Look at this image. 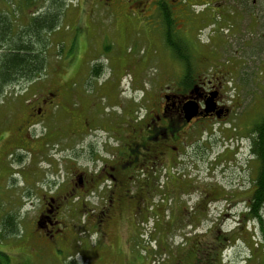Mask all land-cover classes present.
I'll list each match as a JSON object with an SVG mask.
<instances>
[{
    "label": "rangeland",
    "instance_id": "1",
    "mask_svg": "<svg viewBox=\"0 0 264 264\" xmlns=\"http://www.w3.org/2000/svg\"><path fill=\"white\" fill-rule=\"evenodd\" d=\"M132 1L136 0H0V11L12 23L0 55L9 54L18 35L30 31L32 19L48 13L55 23L42 30L35 46L45 51L46 59L35 86L40 92L42 86L61 88L56 101L64 103L60 114L67 120L56 113L57 124L48 126L57 132L59 126L67 130L69 119L78 115L93 130L82 137V144L75 140L64 145L80 147L73 163L63 159L65 148L53 158L52 147L47 160L34 165L26 157L25 165L19 166L12 155L15 165L9 155L5 157L10 144L3 145L0 252L13 264H264V207L261 224L247 212L259 166L250 151V129L264 116V0L254 8L245 0H228V8L224 0H163L162 13L169 11L175 18L174 37L188 48L189 56L185 54L198 72L188 75L204 82L217 76L224 80L228 115L210 123L198 121L180 146L190 148L181 161L166 162L161 172H149L148 178L137 175L129 185L126 214L105 232L98 211L105 205L102 197L73 202L68 197L63 202V231L70 235L69 244L45 247L38 239L32 220L44 206L49 175L72 187L75 170L94 167L89 151L102 152L110 144L111 132L122 130L119 119L139 116L131 106L138 105L142 94L151 98L185 89L180 80L185 75L161 36L162 28L140 17L154 14L156 8L150 4L144 10L142 4L131 6ZM25 85L19 80L5 92L19 94ZM52 159L55 172L50 170ZM12 166L24 174L10 170ZM30 172L35 173L33 179L26 175ZM11 217L16 226L8 224Z\"/></svg>",
    "mask_w": 264,
    "mask_h": 264
},
{
    "label": "flooded vegetation",
    "instance_id": "2",
    "mask_svg": "<svg viewBox=\"0 0 264 264\" xmlns=\"http://www.w3.org/2000/svg\"><path fill=\"white\" fill-rule=\"evenodd\" d=\"M258 3V0H245L244 4L248 8H254ZM134 4L144 5V10L150 4V8H156L154 14L143 13L140 16L142 20L154 22L153 24L161 28L163 17H168L172 26H175V18L172 14L162 13L165 6L163 0H136L132 1L131 6ZM224 4H227L228 8V0H224ZM217 6L220 7V4ZM226 14L228 15V10ZM219 15L223 17L221 13ZM225 20L228 22L227 17ZM194 76L188 77L190 82H187L191 85L186 86L182 91L162 93L161 96L151 98L149 95L142 94L138 105L131 106L137 110L139 116L131 118L123 115L119 119V123L124 125L122 130L111 132L108 137L110 144L104 147L102 152L95 150L96 155L94 150L89 151V156L94 157L95 160L94 167L91 170H75L72 187L66 188L62 185L63 182L59 183L56 177L49 175L50 179L45 183L43 190L46 194H42L46 199H43L44 206L36 211L32 220V225L38 229L37 237L43 246L49 247L53 244L62 248L69 244L70 235L66 232L64 235L63 231L66 228L63 202L68 197H72V202L81 197L94 195L102 197L105 205L100 206L98 211L102 212L100 222L104 224L105 232L113 222L126 214L124 207L128 202L129 185L137 178V175L148 178L149 172L151 174L161 172V167L166 162L181 161V156H185L190 148L186 150V148L181 149L180 146L185 144L187 135L198 125V121L205 120V123H210L226 118L229 109L222 92L224 80L221 81L217 76L214 81L204 82L198 78L194 79ZM40 79L42 78H25L22 81L26 85L20 91L21 93L9 92L0 97V125H6L5 129L0 128V131H3L0 134V149L4 144L9 143L8 148L11 150L5 157L9 155L10 163L15 164L12 158V155H15L19 166L25 165L26 157H28L29 165L39 163L41 160L46 161L52 147L54 158L57 151L61 152V148H65L67 141L79 140L82 144V137H85L89 131H93L88 129L89 125L84 122V118L78 115L69 119L71 129L64 130L59 126L60 132H57L58 130L50 128L48 126L50 123L57 124L56 113L63 112L64 103L61 105V101H56L62 94V90L42 86V92H40V89L35 86ZM12 89L16 88L13 86ZM210 99L214 109L206 113L205 104ZM133 103H136V99H133ZM187 106H194L196 109V115L189 120L184 113ZM2 111L6 114L4 115ZM217 111L221 113L219 116ZM60 119L66 121L67 116L60 114ZM79 119L83 120L82 123ZM55 140L61 145L54 143ZM78 152L80 147L70 144L64 149L62 157L73 163L77 160ZM96 162L100 164L97 165ZM51 163L54 167L50 170L55 172L56 162L52 159ZM11 169L16 168L12 166ZM16 170L23 174L25 172ZM15 175L16 173H13L12 177L16 181ZM26 175L32 179L35 177L34 172L26 173ZM21 180L25 183V179ZM35 189L33 192L36 195ZM130 200L132 201L131 196Z\"/></svg>",
    "mask_w": 264,
    "mask_h": 264
},
{
    "label": "trees",
    "instance_id": "3",
    "mask_svg": "<svg viewBox=\"0 0 264 264\" xmlns=\"http://www.w3.org/2000/svg\"><path fill=\"white\" fill-rule=\"evenodd\" d=\"M169 13L170 12L168 11V14ZM41 16L42 17L35 18L40 19L38 22H35V19H32V24H29L31 29L28 33H24L21 36L18 35L19 37L13 42L12 48H10L11 52L9 54L0 55V97L10 85L15 84L19 80H23L25 78L30 79L37 76L39 77L41 73L45 72L46 59L43 55L45 51L40 52L38 49H35V46L40 43L41 35H43L42 30L49 25H54L55 23L50 19L48 13L41 14ZM44 16L49 18H45ZM163 19L164 20L161 23V32L164 33L166 43L170 47L174 56H176L177 62L182 68V73L185 75L182 84H185L186 87L190 82L188 80V74L191 73V70H194L193 64H190L188 60V48H182L181 43L177 40L179 37L177 35L174 37L173 26L168 17H163ZM47 20L50 21L48 22ZM11 32L12 23L10 22L9 18L0 11V46L7 42ZM185 53H188V56ZM97 70L98 67H94L92 74H96ZM249 136L251 137L252 142L250 151L259 161V166L256 170L257 174L254 181L255 187L252 191L253 193L251 192L252 195L250 194L251 196L248 200L249 205L247 209L248 215H251L253 218L255 217L254 219L252 218V220H257L261 224V211L264 207V116H262V118H260L252 126ZM14 219L15 218L13 217L9 218L8 224L13 222L12 220ZM12 232L13 230L5 232L3 237H6L5 235H9V233ZM0 264L13 263H11V260L5 253L0 252Z\"/></svg>",
    "mask_w": 264,
    "mask_h": 264
},
{
    "label": "water",
    "instance_id": "4",
    "mask_svg": "<svg viewBox=\"0 0 264 264\" xmlns=\"http://www.w3.org/2000/svg\"><path fill=\"white\" fill-rule=\"evenodd\" d=\"M211 99L209 101L206 102L205 104V112L208 113L209 111H213L214 106L211 103ZM185 113V117L187 120H189L190 118L194 117L196 115V109L194 106H187L184 110Z\"/></svg>",
    "mask_w": 264,
    "mask_h": 264
}]
</instances>
